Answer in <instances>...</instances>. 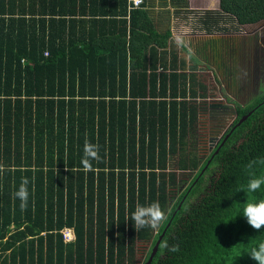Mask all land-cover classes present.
I'll return each instance as SVG.
<instances>
[{"label": "trees", "instance_id": "trees-1", "mask_svg": "<svg viewBox=\"0 0 264 264\" xmlns=\"http://www.w3.org/2000/svg\"><path fill=\"white\" fill-rule=\"evenodd\" d=\"M141 1L127 12V0H0V264H143L164 231L149 264H257L248 253L264 228L242 210L264 199V186L240 189L246 165L264 158V93L225 130L228 106L169 32L174 19L194 18L203 34H224L212 31L219 14ZM218 8L238 26L264 20V0ZM209 59L224 62L221 51ZM86 139L99 146L90 169ZM254 171L264 176V166ZM21 177L30 181L23 211L13 195ZM154 201L167 219L156 235L137 232L132 212Z\"/></svg>", "mask_w": 264, "mask_h": 264}, {"label": "rangeland", "instance_id": "rangeland-1", "mask_svg": "<svg viewBox=\"0 0 264 264\" xmlns=\"http://www.w3.org/2000/svg\"><path fill=\"white\" fill-rule=\"evenodd\" d=\"M214 1L215 0H213V2ZM216 4L215 3L211 4L204 11H208V12L210 11L211 13L215 12V13L219 14V17H218L219 20H218L215 28H213L212 31L223 29V31L225 30L224 34H227L230 38L235 40V42L237 44L235 46L238 47V51H240V56H241L240 64L238 66V71L240 73L238 75L239 81H240V77H241V80H243L245 78L244 81L247 83L251 77V82H252L251 87L247 86V84L246 85L240 84L239 90L237 91L238 95L240 96L239 101L245 107L253 105V104L257 103L262 98L260 95L262 93H264V73L261 72L264 69V20H261L260 22H258L256 24H252V25L238 26L232 18H228L227 16L222 15V13L219 12V8ZM204 11H194V12L201 13ZM173 21H175V19ZM196 21L197 20H194V18H193V20H189V21H186V20L182 21L181 19L178 18L177 22L181 23L183 28H186L185 32H184L185 34H188L191 36H198V37L200 36L197 41H199V40L201 41L202 39H204L203 37L209 38L208 34L207 35L203 34V32H201L200 30H197V29H199L200 24ZM171 26H172V24H171ZM234 28H235V30H234ZM169 31H170V29H169ZM173 31H174V34H178V32L181 30L178 26H175L173 28ZM219 34H222V33H218V32L214 33V35H219ZM186 40H189V39H186ZM239 43H240V46H239ZM188 45H191V43L190 44L188 43ZM249 47H251V49H253V48L257 49L258 56L256 57V59L255 58L252 59L251 57L247 56ZM241 49H243L244 51L241 52ZM174 52H177L176 47L174 48ZM179 57L182 58L181 56H179ZM250 61H251L252 66L249 65ZM254 66H255V68H253ZM241 69L243 70V73H242ZM257 70H258V73H256ZM190 71H191V69H190ZM191 72H193V71H191ZM193 73H196V72H193ZM196 75L198 76L199 80L201 82H203L204 85L209 90H212V87H211L212 83L208 82L205 74H197L196 73ZM258 80L260 81V85L257 84L253 88V84L255 82H258ZM213 83H214V81H213ZM216 89H218V88H216ZM218 92H219V90H218ZM219 95L221 96V94H219ZM191 141L192 140H190V139L187 140V144L185 145L184 151H183L184 152L183 155H185V158L187 157V159L185 160L187 162V164H189V162H188L189 158H191L192 153H194V149L192 147ZM180 158H181V153L179 151L178 156L175 158L174 164H173L176 169H177V167H176L177 162L179 161ZM177 172L181 173L180 170H177ZM170 204H172V203H170Z\"/></svg>", "mask_w": 264, "mask_h": 264}, {"label": "flooded vegetation", "instance_id": "flooded-vegetation-1", "mask_svg": "<svg viewBox=\"0 0 264 264\" xmlns=\"http://www.w3.org/2000/svg\"><path fill=\"white\" fill-rule=\"evenodd\" d=\"M209 38H204L201 41H197L199 39L198 36L193 37L194 40H190L189 45V57L190 60L188 62V68L196 72L197 74H205L208 82L212 83V95H216L219 99H221L224 104H226L229 108L228 113L226 114V121L224 124L225 130H227L237 119V107H245L241 104L240 96L238 95V90L241 85H246L251 87V77L250 80L246 83L243 80L239 81L238 75L240 74L238 71V66L240 64V51H238V47L235 45L236 42L232 38H230L227 34H219V35H208ZM215 43V48L213 46L212 49V42ZM210 42V45H206ZM192 46V47H191ZM240 46V43H239ZM221 51L222 59L224 62H213V60L209 59L215 53ZM244 50L241 49V52ZM199 52H202L206 55V59H202ZM260 52V51H259ZM248 57L252 59L258 56L257 49L248 48ZM208 61V62H207ZM249 65L252 66L251 61ZM255 68V66L253 67ZM244 69V68H243ZM242 73L243 70L241 69ZM264 73V69L261 71ZM230 73L233 75L230 76ZM258 73V70L256 71ZM214 81V83H213ZM216 84V85H215ZM260 85V81L255 82L253 84V88L256 85ZM218 88V89H216ZM217 90V91H216ZM219 90V92H218ZM221 94V96L219 95ZM243 118V117H242ZM219 128V127H218ZM221 133V132H220ZM219 133V134H220ZM212 148V146L208 147V149ZM189 180L185 179L182 183L181 188L178 190V194H181L186 186L189 184ZM188 192V191H187ZM185 196L183 197V199ZM172 205V204H171Z\"/></svg>", "mask_w": 264, "mask_h": 264}, {"label": "clouds", "instance_id": "clouds-1", "mask_svg": "<svg viewBox=\"0 0 264 264\" xmlns=\"http://www.w3.org/2000/svg\"><path fill=\"white\" fill-rule=\"evenodd\" d=\"M100 160L99 146L94 145L87 139L84 143V155L82 158V164L85 169L91 168V161ZM257 166H264V158H256L250 161L246 165V172L249 175V179L245 188H241L240 191L256 192L262 186H264V176H256L254 169ZM29 179L27 177H21L20 186L17 191L14 192V198L20 201L21 210H25L29 198ZM242 216L246 218L247 223L255 230L264 228V199L258 202H246L242 210ZM167 219V214L161 207L158 201H154L148 205L137 204L135 210L131 214V221L134 223V228L137 232L145 228H151L158 230L159 227ZM162 247L167 248V243H164ZM169 251H179V246H172ZM248 255L251 259L257 262V264H264V242L259 243L256 247H253Z\"/></svg>", "mask_w": 264, "mask_h": 264}, {"label": "crops", "instance_id": "crops-1", "mask_svg": "<svg viewBox=\"0 0 264 264\" xmlns=\"http://www.w3.org/2000/svg\"><path fill=\"white\" fill-rule=\"evenodd\" d=\"M186 2H187V8L189 11H204L206 10L208 6L214 3L215 4L217 3L216 5L218 6V0H215L214 2L213 0H186ZM177 21L178 19H175V21L171 22L172 26L170 24L169 32H170V36H172L171 38L172 45L176 47L178 56H181L188 63V61L190 60V57L188 55L190 47L188 43L190 42V40H194L193 37L195 36L185 34L184 32L186 28H183L182 24ZM186 21H189V19H187ZM175 26H178L181 30L178 32V34H174L173 28ZM186 39H189V40H186Z\"/></svg>", "mask_w": 264, "mask_h": 264}, {"label": "built area", "instance_id": "built-area-1", "mask_svg": "<svg viewBox=\"0 0 264 264\" xmlns=\"http://www.w3.org/2000/svg\"><path fill=\"white\" fill-rule=\"evenodd\" d=\"M127 3H128V6H127V12H128L130 10H134V9L139 8V6L141 5L142 1L141 0H127ZM44 57L47 58L48 54L47 53L44 54ZM157 231L158 230H154L153 231L154 235H156ZM61 233H62V238H63L64 242H70V241H73L75 239V233H74L73 228L65 227V228H63L61 230ZM126 263H127V261L125 260L124 264H126Z\"/></svg>", "mask_w": 264, "mask_h": 264}, {"label": "water", "instance_id": "water-1", "mask_svg": "<svg viewBox=\"0 0 264 264\" xmlns=\"http://www.w3.org/2000/svg\"><path fill=\"white\" fill-rule=\"evenodd\" d=\"M205 38V37H204ZM247 119V116L243 117L242 119H240V121L238 122L237 125L241 124L244 120ZM165 232V231H164ZM164 232L161 234V236H159L158 240L156 241L154 247L152 248V251L150 253V256H148L147 260L145 263L143 264H149L150 261L152 260V258L156 255L157 251H158V248H159V245H160V242L162 240V237L164 235Z\"/></svg>", "mask_w": 264, "mask_h": 264}]
</instances>
